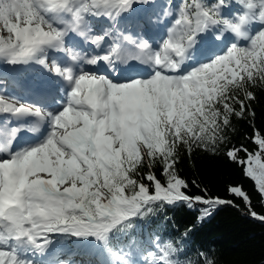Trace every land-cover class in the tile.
Returning a JSON list of instances; mask_svg holds the SVG:
<instances>
[{
    "label": "snow or ice",
    "instance_id": "snow-or-ice-1",
    "mask_svg": "<svg viewBox=\"0 0 264 264\" xmlns=\"http://www.w3.org/2000/svg\"><path fill=\"white\" fill-rule=\"evenodd\" d=\"M148 3L0 0V66H41L64 88L51 105L46 94L23 102L0 93V264H193L171 240L120 242L180 203L205 206L204 219L240 199L264 222L242 185L226 188L231 199L211 196L177 168L182 154H219L233 118H255L264 0H235L234 15H225L232 0H179L163 6V20L133 21L134 5ZM160 25L154 44L146 35ZM208 39L220 51L200 60ZM249 142L224 155L264 204V133ZM68 240L75 250L58 248Z\"/></svg>",
    "mask_w": 264,
    "mask_h": 264
},
{
    "label": "trees",
    "instance_id": "trees-1",
    "mask_svg": "<svg viewBox=\"0 0 264 264\" xmlns=\"http://www.w3.org/2000/svg\"><path fill=\"white\" fill-rule=\"evenodd\" d=\"M257 99L252 102L254 119L232 120L228 132L229 143L221 146L219 154L213 155L203 150L194 151L191 156L182 154L177 165L179 175L189 182L195 180L201 188H207L209 195L231 199L226 191L229 185H242L252 198V207L259 214H264V204L254 187V181L241 174L240 168L226 159L224 153L229 147L253 145L249 137L253 131L264 133V89L254 90ZM159 173V166L156 168ZM190 194H201L200 189L190 187ZM239 208L218 206L206 220L200 221L201 209L195 205L188 208L180 203L165 206L155 215L137 221L136 226L127 235L120 237V242L127 244L129 237L146 242L143 228L150 238L171 240L178 246L181 258L185 255L193 264H205V258L212 264H264V222L248 214L244 203L237 199Z\"/></svg>",
    "mask_w": 264,
    "mask_h": 264
},
{
    "label": "rangeland",
    "instance_id": "rangeland-1",
    "mask_svg": "<svg viewBox=\"0 0 264 264\" xmlns=\"http://www.w3.org/2000/svg\"><path fill=\"white\" fill-rule=\"evenodd\" d=\"M155 2H157L156 0H149V3L147 4V6H148V8L150 9V10H154L155 9ZM232 2H233V7L231 8V9H226L225 11L227 12V13H229V14H232L233 13V10H235V11H237V6L235 5V0H232ZM146 5V4H145ZM163 11V10H162ZM162 11H161V13H162ZM161 13L159 14V15H157V16H155L154 17V19H151L153 22H155L156 21V19H157V17H161L162 15H161ZM134 21H135V19H134ZM257 24H253V25H251V26H253V27H255ZM251 30H252V28H250ZM49 64H51V61L49 62ZM208 218V216L206 217V218H204V219H200V221H203V220H206Z\"/></svg>",
    "mask_w": 264,
    "mask_h": 264
},
{
    "label": "bare ground",
    "instance_id": "bare-ground-1",
    "mask_svg": "<svg viewBox=\"0 0 264 264\" xmlns=\"http://www.w3.org/2000/svg\"><path fill=\"white\" fill-rule=\"evenodd\" d=\"M209 42V39L207 40ZM35 66V65H34ZM38 67V66H37Z\"/></svg>",
    "mask_w": 264,
    "mask_h": 264
}]
</instances>
